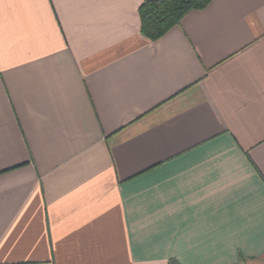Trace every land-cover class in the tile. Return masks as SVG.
Segmentation results:
<instances>
[{
  "label": "crops",
  "instance_id": "0c3cea01",
  "mask_svg": "<svg viewBox=\"0 0 264 264\" xmlns=\"http://www.w3.org/2000/svg\"><path fill=\"white\" fill-rule=\"evenodd\" d=\"M142 1L0 0V264H264V0Z\"/></svg>",
  "mask_w": 264,
  "mask_h": 264
},
{
  "label": "trees",
  "instance_id": "16d2710c",
  "mask_svg": "<svg viewBox=\"0 0 264 264\" xmlns=\"http://www.w3.org/2000/svg\"><path fill=\"white\" fill-rule=\"evenodd\" d=\"M212 0H143L138 7L140 32L149 40H156L178 24L192 9H203ZM168 264H181L170 258Z\"/></svg>",
  "mask_w": 264,
  "mask_h": 264
}]
</instances>
